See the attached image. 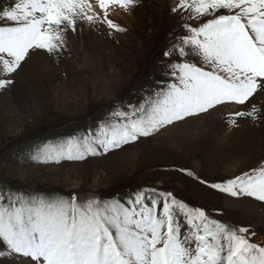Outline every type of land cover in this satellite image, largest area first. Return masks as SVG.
<instances>
[{"label":"rangeland","instance_id":"obj_1","mask_svg":"<svg viewBox=\"0 0 264 264\" xmlns=\"http://www.w3.org/2000/svg\"><path fill=\"white\" fill-rule=\"evenodd\" d=\"M16 2L0 0V9ZM91 2L95 5L96 0ZM179 2L137 0L130 11L110 8L108 18L124 31L78 20L75 31L64 32L59 52L34 50L15 73L0 71V79L12 80L0 89V188L17 190L12 199L0 193L5 203L31 196L50 200L43 193H54L63 199L75 195L79 203L116 200L128 206L135 198L117 199L138 189L147 191L146 205L156 200L162 207V195L157 198L156 192L171 193L211 219L248 228L255 233L252 242L264 245V202L210 187L264 167V92L255 93L245 105L217 106L107 152L95 143L101 138L96 120L124 123L117 112L145 107L175 82L171 64L191 61L202 66L198 58L180 57L178 48L189 34L186 24L196 27L213 17L190 20L188 12L178 9ZM6 26L15 25L0 23ZM252 106L259 109L258 119L233 117ZM106 109L109 114L98 116ZM233 118L236 126L230 123ZM83 128L94 129V137L78 133ZM37 137L44 143L33 142ZM85 140L94 141L95 155L58 163L49 158L54 149ZM180 223L183 237L187 232L183 217ZM0 264L34 262L0 256Z\"/></svg>","mask_w":264,"mask_h":264},{"label":"snow or ice","instance_id":"obj_2","mask_svg":"<svg viewBox=\"0 0 264 264\" xmlns=\"http://www.w3.org/2000/svg\"><path fill=\"white\" fill-rule=\"evenodd\" d=\"M136 3L19 0L0 9V23L15 25L0 27V71L15 73L34 50L59 52L64 32L75 31L78 20L99 21L124 31L108 18L109 9L130 11ZM177 7L188 12L190 20L213 17L196 27L186 24L189 34L178 48L180 57L198 58L202 66L191 61L171 64L175 82L145 107L117 112L124 123L102 129L95 143L105 152L217 106L245 105L255 93L264 92V0H180ZM11 83L10 78L0 79V89ZM259 116L255 106L233 113L241 118ZM230 123L236 126L237 121L233 118ZM93 143L70 141L49 158L57 163L83 160L96 154ZM210 187L264 202V167ZM161 195L162 207L156 200L146 205L140 193L128 206L116 200L79 203L75 195L57 200L18 198L9 203L0 198V256L31 258L34 264H264V245L252 242L254 232L211 219L171 193ZM181 217L187 226L183 237Z\"/></svg>","mask_w":264,"mask_h":264},{"label":"trees","instance_id":"obj_3","mask_svg":"<svg viewBox=\"0 0 264 264\" xmlns=\"http://www.w3.org/2000/svg\"><path fill=\"white\" fill-rule=\"evenodd\" d=\"M109 112L107 111V109L106 110H103L98 116H101V115H103V114H108ZM100 121V119H98V120H96V122H99ZM48 129V128H47ZM47 129H45V130H40L39 131V133L37 134V135H42V133H44V132H46V130ZM81 130H85L84 128L83 129H81ZM77 131H79V130H77ZM36 135V136H37ZM39 137H37V139H38ZM34 140V139H33ZM33 140H30V141H33ZM44 142L43 141V139H38L37 141H33V142ZM29 143V142H28ZM28 143L27 144H25V145H28ZM32 143V142H31ZM30 143V144H31ZM29 144V145H30ZM20 149H23V147H21ZM6 189H8V188H6ZM144 191H146V190H128L126 193H125V195L124 196H119V198L117 199V200H122V199H126L125 197H128V198H130V197H132V196H137V194L138 193H142V192H144ZM156 193H158L159 195H161V193H159V192H156ZM46 194H48L50 197H55V198H57V199H59V196H56V194H54V193H46ZM103 201H105V200H103Z\"/></svg>","mask_w":264,"mask_h":264},{"label":"bare ground","instance_id":"obj_4","mask_svg":"<svg viewBox=\"0 0 264 264\" xmlns=\"http://www.w3.org/2000/svg\"><path fill=\"white\" fill-rule=\"evenodd\" d=\"M262 94V93H261Z\"/></svg>","mask_w":264,"mask_h":264}]
</instances>
